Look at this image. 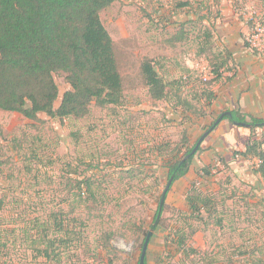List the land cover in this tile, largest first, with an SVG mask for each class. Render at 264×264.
<instances>
[{"label":"rangeland","instance_id":"obj_1","mask_svg":"<svg viewBox=\"0 0 264 264\" xmlns=\"http://www.w3.org/2000/svg\"><path fill=\"white\" fill-rule=\"evenodd\" d=\"M100 18L114 41L124 79L120 105L112 109L91 104L85 117L63 120L41 113L33 121L0 110V264H101L109 258L113 264H137L144 232L150 230L166 185L162 161L186 150L180 147L184 130L189 147L215 117H208L211 107L206 109L203 96H198L209 86L200 69H210L211 53L222 48L231 52L234 59L223 73L239 76L241 87L248 90L252 77V84L264 80V0H116ZM144 57L155 60L166 81L184 80L180 91L170 86L168 100H152L139 75ZM54 79L57 107L69 84L62 73ZM176 95L194 109L183 105L188 112L182 113ZM218 130L227 131L224 125ZM236 130L242 150L245 130ZM214 142L210 135L203 147ZM227 142L218 152L228 157V164L202 150L194 155L188 174L172 184L146 249L148 264H249L264 257V240L245 235L264 234L260 209L240 206L236 212L243 218L230 225L231 209L225 207L239 200L231 192L235 186L264 190V176L257 171L262 160L236 157V146ZM205 165L213 166L210 176H198ZM86 179L92 182L94 197L80 195ZM192 182L196 191L212 190L215 202L223 203L216 215L224 214L225 226L219 231L190 219L200 227L189 242L195 254L176 251L166 239L171 226H183L186 217L177 209H187L185 192ZM247 195L254 202L264 201L262 192ZM55 217L71 233L61 242ZM109 235L113 250L103 249ZM44 240H55V253L48 258L37 252L45 247ZM251 251L249 259L244 257Z\"/></svg>","mask_w":264,"mask_h":264},{"label":"trees","instance_id":"obj_2","mask_svg":"<svg viewBox=\"0 0 264 264\" xmlns=\"http://www.w3.org/2000/svg\"><path fill=\"white\" fill-rule=\"evenodd\" d=\"M114 1L116 0H0V110L18 113L33 121L39 120L41 113L63 120L85 117L90 111L91 104L112 109L120 105L123 99L124 79L120 72L114 41L100 18L101 11ZM210 35L211 33L207 32V38H211ZM231 58H233L231 52L225 48L212 52L209 57L212 77L204 81H209V86H205L198 95L203 96L206 109L211 107L215 96L211 84L221 78ZM138 68L140 79L152 100H168L172 94L169 92L170 86H175V90L180 91L184 80L166 81L159 74L153 58H142ZM56 73L64 74L65 81L69 84V89L64 91L57 107L54 106L59 94L54 79ZM175 97H178L175 103L178 107L186 105L189 111L194 109L188 101L181 100L178 95ZM187 109L183 107L182 113L188 112ZM229 111L230 114H225L221 120L227 119L245 130L244 148L235 149L232 154L244 158L257 156L262 160L257 171L264 176V117L246 113L240 108ZM221 113L223 111L215 114L204 132ZM210 116L212 117V112L208 114V117ZM186 118L189 119L190 114H187ZM211 131L202 140L196 152L190 154L203 133L188 147L184 130L180 147L185 146L186 150L181 154H179L181 150H177L162 161L166 165V183L171 178L164 201L172 184L188 174L194 155L204 149L201 144L209 137ZM219 154L218 160L228 164L226 156ZM212 167L202 166L201 174L198 176H210ZM84 194L94 197L90 179L84 180V190L80 195ZM160 197L161 194L149 226L153 231L160 225L164 211V202L159 209ZM185 200L187 209H177L184 218L186 217L183 226L178 224L171 226L166 239L171 246L176 247V251L184 253L187 250L189 254H195L197 250L190 247L189 242L200 227L215 225L221 230L224 229V214L216 215L223 203L215 202L212 190L196 191L193 182L185 192ZM2 205L3 200L0 198V209ZM259 205L264 217V201H260ZM230 212L229 224L237 225L233 223L237 221L236 211ZM55 219L57 223L53 224L63 233L62 238H58L61 242L64 237L69 238L68 235L71 233L64 220L57 221L56 217ZM190 219L201 222V226H193ZM232 229L237 228L233 226ZM147 232H144L145 236ZM111 238L110 235L107 236L103 249L113 250ZM144 238L140 244L141 248ZM44 241L45 247L37 252L48 258L51 253H55V240ZM165 251L171 256L169 250ZM252 252L244 254V257L249 259ZM243 253L239 252V255ZM139 256L140 254L137 264ZM211 261L206 264H223ZM101 264H113V261L109 258L105 262L102 260ZM144 264H148L146 254ZM249 264H264V258L249 261Z\"/></svg>","mask_w":264,"mask_h":264},{"label":"crops","instance_id":"obj_3","mask_svg":"<svg viewBox=\"0 0 264 264\" xmlns=\"http://www.w3.org/2000/svg\"><path fill=\"white\" fill-rule=\"evenodd\" d=\"M253 78L254 77L250 78V80H249L250 84L248 85L249 89L247 90L246 87L240 86L241 80H239V76H226L224 73H222L221 78L216 80V81H213L211 84V90L213 91V93L215 95L214 99L212 100V104H211L212 114H214V113L218 114L221 111L226 112V111H229L231 109L240 108L242 111H244L246 113L254 114V115L259 116V117H264V80H260V83H258L257 80H255V84H252L254 82ZM250 87H251V90H250ZM222 88L224 91L222 90ZM222 125H224V128H226L227 131L218 132V131H220V130H218L219 127ZM230 126L233 128H230ZM239 127L240 126H238V124H232L227 119L221 120L220 123L216 126V128L214 130L212 129V131L210 133V135H214V139H215L214 144H210L209 146L203 147L205 140H207V138H206L202 144V147L204 148L203 150L210 151L211 153L213 152V154H218V153H220V152H218V149L220 148V146H222L221 147L222 149H224L225 146H228L227 140L231 141V143H233L236 146L235 149H238L239 131L237 132L238 133V136H237L236 135V131H237L236 128H238V130H239ZM215 133H217V134L215 135ZM244 134H245V132H244ZM210 135H209V137H210ZM217 135H219V136L217 137ZM226 138H227V140H226ZM226 159H228V157H226ZM199 191H205V190L200 189ZM232 191L234 192L235 195H239V200H236L234 202L232 201L231 204L225 205L226 208H230L231 210L237 211V209H239V208L242 210V207H240V206L245 205L246 208L249 207V209H252L253 211H256L259 208L261 209L259 203L254 202L253 201L254 198H252L251 195H247V194H252V192H256L257 194H259L260 192L264 193L263 188H260V187L242 188V187H236L235 186L232 188L231 192ZM258 214L261 217L263 216L261 214V212H258ZM240 216L243 218V216H244L243 213H241V212L237 213L236 212V218L235 219L238 220V217L240 218ZM260 220L258 221L259 223H260ZM263 224H264V222H263ZM217 230L220 231L221 229H219L217 227ZM231 230L233 232L238 231V234H237L238 237L240 235V232L242 231L240 228H239V230H235V229L231 228ZM256 231L258 232L257 229H256ZM245 235H247V237H249L248 239L264 240V234H262V232H260L259 234L255 233V232H251V233L245 232ZM240 236H243V235H240ZM263 245H264V243H263Z\"/></svg>","mask_w":264,"mask_h":264},{"label":"water","instance_id":"obj_4","mask_svg":"<svg viewBox=\"0 0 264 264\" xmlns=\"http://www.w3.org/2000/svg\"><path fill=\"white\" fill-rule=\"evenodd\" d=\"M225 114L229 115L230 112L229 111L223 112L216 118V120L213 122V124L205 132H203V134L199 137V139L197 140L196 144L192 148L190 154H193V153L196 152L198 146L200 145L202 140L205 138V136L219 123V121L223 118V116ZM170 183H171V178L167 181V183H166V185H165V187H164V189H163V191L161 193V197H160V201H159V209L161 208V206H162V204L164 202V197H165L167 189L170 186ZM152 232H153V229L148 230V232H147V234H146V236L144 238V241H143V244H142V248H141V252H140V256H139L138 264H144L146 249H147L150 237L152 235Z\"/></svg>","mask_w":264,"mask_h":264},{"label":"built area","instance_id":"obj_5","mask_svg":"<svg viewBox=\"0 0 264 264\" xmlns=\"http://www.w3.org/2000/svg\"><path fill=\"white\" fill-rule=\"evenodd\" d=\"M200 71L203 72L202 79H203L204 81L207 80V79H208V76L211 75V71H210V69H208V68H206V67H202V68L200 69Z\"/></svg>","mask_w":264,"mask_h":264}]
</instances>
